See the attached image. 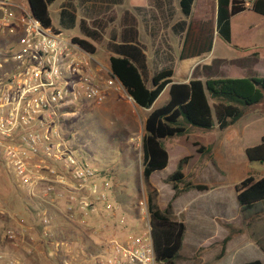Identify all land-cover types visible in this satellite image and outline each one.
<instances>
[{"label": "rangeland", "instance_id": "374dc122", "mask_svg": "<svg viewBox=\"0 0 264 264\" xmlns=\"http://www.w3.org/2000/svg\"><path fill=\"white\" fill-rule=\"evenodd\" d=\"M64 1L57 0L49 8L54 29L72 38L88 39L80 28L79 18L74 25L69 26L66 18L57 12V8ZM96 1L75 0V10L79 14L83 7L81 5ZM155 1L148 0V6L138 11L142 24L139 41L145 46L149 62L146 77L149 86L152 85L153 75L162 68L172 69L186 64L181 63L179 58L185 32L173 34L171 26L175 22L183 19L188 23L192 22L193 35H197L199 29L205 25L214 33V49L219 40L223 42L216 32L217 8L213 1L197 0L188 19L180 11L179 0H157L154 3ZM203 1H206V7H203ZM127 6L118 5L114 11L104 10L95 21L87 23L90 30H96L97 23L105 25L104 30L100 29V39L88 41L95 45L96 60L106 66L110 65L112 55L108 46L112 36L119 35L121 31L123 12L126 8L129 9ZM156 27L159 28L155 31ZM149 29L152 30V36ZM229 48L224 52L229 54ZM199 59L200 66L197 67L196 64L189 67L186 78L199 76V68L203 65L202 58ZM15 65L17 64L11 60H4L3 67H0V77L7 76ZM168 100L169 92L165 91L154 107L165 105ZM66 107H72V112L61 115L60 131L79 159L110 179V201L115 209L112 215L103 209L99 210L96 215L87 218L85 226L66 222L63 215H57L54 209L45 210L53 220L51 229L54 236L53 241L38 239L36 242L34 252H44L46 255L45 260L39 261V264H62L65 260L71 264H79L80 259L95 253L100 245L109 242L113 237L124 238V231L143 230L145 223L141 220L139 200H148L151 191L154 192L155 203L161 210L171 204L173 211L175 206L177 211L182 212L178 217L189 228L187 252L193 249L191 246H196L195 251L193 249V260H197L199 264H243L256 259L264 262V251L261 249L264 248V212L254 209L243 213L235 189L238 183L249 176L264 178V164L250 161L243 150L245 145L249 147L257 144L250 143L246 135L253 132L260 137L264 133V119L252 124L254 113L248 109L244 114L247 118H242L225 131H219L217 124L209 131L189 127L186 135L164 140L163 145L169 151L170 162L165 170L154 174L153 181H150V190L143 182L141 166V142L145 135L144 123L149 110L133 106L125 93L119 94L113 106L109 102H86L72 98L62 108ZM243 132L246 135H241ZM260 141L261 138L257 142ZM187 158V163L182 165L186 183L204 185L208 190L191 189L174 199L175 190L173 183L168 182L169 177L177 171L180 162ZM176 184L181 192L184 184ZM0 198L31 227L36 210L30 209L26 204V197L15 186L1 161ZM123 217L126 219L127 229L119 224ZM10 222L11 220H4V227L0 224V246L6 242H2L3 229L13 225ZM228 247L232 253L227 255ZM88 260L91 264L95 259L90 257Z\"/></svg>", "mask_w": 264, "mask_h": 264}, {"label": "built area", "instance_id": "2783aa9c", "mask_svg": "<svg viewBox=\"0 0 264 264\" xmlns=\"http://www.w3.org/2000/svg\"><path fill=\"white\" fill-rule=\"evenodd\" d=\"M4 60L17 65L0 77V161L36 213L29 227L0 198V220L14 222L3 229L4 241L31 254L38 239L53 241V220L45 210L83 226L101 209L114 214L110 179L79 159L60 131L64 103H106L113 93L129 95L110 66L74 38L44 27L27 0H0V67ZM139 207L144 229L113 237L85 264L90 257L91 264H159L147 198ZM119 224L128 228L125 217ZM0 264L22 263L0 250Z\"/></svg>", "mask_w": 264, "mask_h": 264}, {"label": "trees", "instance_id": "16d2710c", "mask_svg": "<svg viewBox=\"0 0 264 264\" xmlns=\"http://www.w3.org/2000/svg\"><path fill=\"white\" fill-rule=\"evenodd\" d=\"M34 17L44 27L53 29L48 6L55 0H29ZM196 0H179L181 13L188 19L192 15ZM251 10L264 16V0H254L247 5L245 0H217L216 32L227 42L231 41V20L244 11ZM97 29L90 30L85 21H82V32L93 40L101 38L100 29L105 25L97 23ZM119 35H113L108 46L112 53L110 68L113 74L121 81L126 93L134 100L137 106L151 109L144 123L145 135L141 142L143 152L142 177L146 186L152 190L151 178L154 173L163 171L170 162V154L163 145L164 140L176 136H184L189 127L209 131L217 124L219 131H224L240 121L246 110L260 105L264 101V77L247 75L243 78H214L208 77L202 81L194 77L189 83L174 82L172 69H161L151 78L149 85L148 63L144 53V45L139 41V22L130 11L125 10L121 21ZM185 32L183 48L180 58L184 61L213 49L212 30L205 25L193 35L192 22L181 20L176 24ZM99 28V29H98ZM211 33V35H209ZM197 36V37H196ZM81 47L95 54V45L83 38H74ZM168 87L169 101L165 105L152 108L162 91ZM67 113L72 107L65 108ZM245 154L250 161L264 164V136L259 145L249 147ZM189 158L180 162L176 172L169 177L175 190L174 199L181 193L191 189L206 191L208 187L199 184L186 183L182 165ZM176 183L184 184V189L178 190ZM238 204L242 212L254 209L264 212V178L247 177L235 187ZM148 209L151 215L153 243L159 264H178L177 259L186 238L187 225L174 214L171 204L161 210L155 203L154 192L151 191L148 200ZM264 251V248H261ZM244 264H263L259 260H252Z\"/></svg>", "mask_w": 264, "mask_h": 264}, {"label": "crops", "instance_id": "0c3cea01", "mask_svg": "<svg viewBox=\"0 0 264 264\" xmlns=\"http://www.w3.org/2000/svg\"><path fill=\"white\" fill-rule=\"evenodd\" d=\"M211 1L215 3L216 8H217V0H211ZM55 2H57V0H55ZM156 2L157 0L154 3ZM75 3H76L75 0H65L63 4L57 8L58 10L57 9L56 10L59 14H61L63 18H66L69 26L74 25V23L76 22V19L79 18L80 28L82 26V21H85L86 23L89 24L91 21H95L97 19V16L100 15L102 11L107 10V9L114 11V8L117 7L118 5L123 6L126 4L127 6V3H128L129 6L127 7H129V9L126 8L125 10L130 11L137 17L138 22H139L138 31H139V38H140V28H142L141 27L142 24H141V19L138 16V11H141V9L143 8L145 9V6L146 7L148 6V0H97L96 2H86L84 5H81L83 7H81L79 14L75 10V7H76ZM196 3H197V0L195 2V6H196ZM52 5L53 4L49 5L48 9ZM206 5H207L206 1H203V7H206ZM167 13H168V9H167ZM179 21L175 22L171 26L172 27L171 30L173 34H178L180 33V31H182L180 27H176V24ZM158 28L159 27H156L154 28V30L156 31L158 30ZM231 29H232L231 30V41L227 42L225 39L222 38V36L219 35L220 38H222L223 42L219 40L217 45L215 46V49L214 48L211 49L209 53H206L203 55L201 54L200 56L183 61L180 58V53H181L180 51L179 58L181 60V63L185 62L186 64L184 65L180 64V67L172 68L173 73H174V76H173L174 82L189 83L193 78H186V71L188 70L189 67H193L196 64H198L197 67L200 66L201 60L199 58H202L203 65L199 68L201 70V73L199 74V76H196V77H198L202 81H206L208 77H214V78H218V77L239 78L240 77V78H243L247 75H259L261 77L262 74H264V16H260V14L254 13L251 10L244 11L243 13H239L232 18ZM149 31H150V35L152 36V33H151L152 30L149 29ZM183 33H184V30H183ZM153 36H155V33ZM83 39H86V38H83ZM88 39L91 40V38H88ZM183 44H184V39L182 42V48H183ZM227 48H229V51H230L229 54L224 52V50ZM144 53L147 57V51L145 50V46H144ZM147 63L149 66L148 57H147ZM165 91H168V87H166L164 91H162V93H164ZM118 96L119 94H116V93H113L111 95L108 101L111 106H113ZM127 98L133 103V106H137L134 100L130 98V96ZM155 104H153L152 108H157V107H154ZM143 110H147V109H143ZM150 111L151 109H149V113ZM250 111L251 113L252 112L254 113L253 118L251 119L252 124L257 120L264 119V101L260 105L251 107ZM242 118H247V117L244 115ZM146 119L147 117L145 118V121ZM241 135L244 136L246 135V133L244 134L243 132L241 133ZM263 136H264V133L261 134L260 137H258L257 134H254L253 132H251V133H247L246 138H248L250 143H257L255 145H259L262 141ZM259 138H261V141L258 143L257 141L259 140ZM255 145H252V146H255ZM252 146H249V147H252ZM244 147L245 148L243 150H246L247 148H249L246 145ZM153 176L151 178L152 181H153ZM174 212L176 216H180L182 213V212L177 211L175 206H174ZM10 223H14V222L11 221ZM0 224H2L4 227V220H1ZM188 239H189V228L187 225L186 238L184 239L183 247L180 253L181 260L177 259V262L178 263L180 262L181 264H199L197 260H193L194 258L193 249L195 251L197 247L191 246L193 249H190L191 251L187 252L186 245L188 243ZM3 241L4 240H2V242ZM5 243H7V246L5 245ZM5 243L4 245L0 246V250L1 251L6 250L10 254L11 257L19 259L22 264H39V261L43 262V260H45L46 255L44 252H34L32 254H29L28 256L25 252H23L22 248L15 247L14 245L8 242H5ZM231 251H230V248L228 247L227 255L232 253ZM82 259L79 260V264H85L84 259H83V262H82ZM256 260H259L264 264L262 259H256Z\"/></svg>", "mask_w": 264, "mask_h": 264}, {"label": "water", "instance_id": "95a60500", "mask_svg": "<svg viewBox=\"0 0 264 264\" xmlns=\"http://www.w3.org/2000/svg\"><path fill=\"white\" fill-rule=\"evenodd\" d=\"M28 1V4H29V6H30V9H31V5H30V2H29V0H27ZM31 11H32V9H31Z\"/></svg>", "mask_w": 264, "mask_h": 264}]
</instances>
